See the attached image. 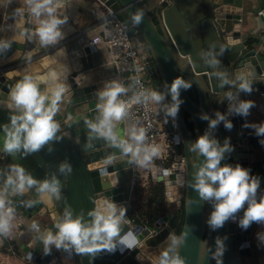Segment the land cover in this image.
Here are the masks:
<instances>
[{"label":"water","instance_id":"water-1","mask_svg":"<svg viewBox=\"0 0 264 264\" xmlns=\"http://www.w3.org/2000/svg\"><path fill=\"white\" fill-rule=\"evenodd\" d=\"M59 2L60 11L68 18L61 26L65 38L47 48H42L35 39L28 41L20 35L24 28L34 27L27 16L13 18L14 10L23 3L0 2V40L13 41L10 49L0 52V125L10 122L8 92L24 74L43 78L40 87L48 89L53 86L49 73L56 71L69 88L67 99L55 117L60 124L57 135L61 139L50 142L52 151H49V145L28 155H9L0 151V191L4 190L10 166L18 164L40 181L50 179L55 173L61 183L62 197L66 198L55 200L49 194L40 197L34 188L23 195H14L8 190L6 199L14 209V228L6 250L23 264H158L160 254L168 247L169 235H179L177 228L183 220L181 232L187 230L189 236L180 248V255L186 258L187 264H216L212 255L217 237H227L223 264H253L252 242L261 233L262 225L253 223L244 230L237 218L229 220L218 230H212L206 223L212 204L189 205V200L198 198V194L188 187L196 170L194 164L198 167L203 160L190 152L188 145L209 130V122L200 118L202 114L214 119L219 111L233 123L231 130L225 129L223 122L210 130L221 145L230 138L233 151L225 153L223 164L233 161L247 169L251 166L252 128L245 125H251V112L258 107L255 102L260 93L264 94V49L243 23V15L250 10V3L245 0L107 1L111 8L122 10L120 18L131 26L130 38L146 66L149 60L156 62L167 93L171 83L182 76L198 98L196 103L185 90H181L183 103L180 107L189 113L194 134L180 109L173 120L166 116L164 103L161 104L166 126L172 132L177 127L180 135L174 137V153L168 159L152 162L149 167L141 169L149 173L150 182L163 187L166 205L177 204L178 208L170 211L166 206L160 213H150L149 222L144 220L140 208H136L138 195L134 184L140 177L138 166L122 157L118 148L102 139L89 138L84 121L94 120L98 115V92L102 90L89 81L88 74L94 69L93 55L97 48L88 34L89 28L85 27L84 4L79 0ZM138 12L143 13L142 22L135 25L132 17ZM82 73L84 75L80 77ZM217 73H225L235 86L225 84L221 87ZM238 74H244L251 82L253 91L250 94L238 91ZM229 91L238 94L239 99L255 101L249 116L228 114L230 102L225 93ZM168 96L171 101V95ZM118 128L123 135L124 121ZM3 143L4 134L0 130V148ZM108 155L115 156L110 165L104 163ZM63 161L73 167L70 176L59 172ZM105 199L124 206L127 211L131 208L135 211V216L126 214L127 223L122 226L113 252L103 250L94 255H81L74 250H57L53 245L50 254H44L40 236L48 230L57 231L55 222L65 208L70 205L74 215L84 210L88 220L87 212L95 207L94 202ZM242 215L243 210L238 217ZM33 222L39 225V232L31 228ZM202 250H208L204 257L201 256ZM0 264H5L1 258Z\"/></svg>","mask_w":264,"mask_h":264},{"label":"clouds","instance_id":"clouds-1","mask_svg":"<svg viewBox=\"0 0 264 264\" xmlns=\"http://www.w3.org/2000/svg\"><path fill=\"white\" fill-rule=\"evenodd\" d=\"M59 0H23V5L13 12V18L27 16L30 18L33 28H24L20 35L28 41H38L42 48L57 45L65 38L61 26L67 22V17L60 11ZM142 12L132 17L133 24L142 22ZM12 40H0V52L11 48ZM31 59V56H28ZM205 63H208L205 61ZM212 63L218 64L219 61ZM220 86L225 84L235 86L234 81L227 79L225 73H217ZM43 78L32 74H24L17 80L8 92L7 108L10 111V122L0 125L4 134V143L0 151L9 155L23 153L24 155L39 152L50 142L61 139L57 135L60 131V124L55 117L61 110L62 102L67 99L69 88L58 76L56 71L49 73V81L53 85L48 89H41ZM236 81H239L238 91L250 94L253 91L251 82L244 74H238ZM191 84L182 79L176 78L168 88L171 95V103L166 105V116L175 120L180 105L181 90H188ZM128 90L117 81L105 84L103 90L98 92V103L96 110L98 115L94 120L84 121L88 130L89 138L104 140L108 145L120 150L122 157H127L130 163L138 167L147 168L152 165L155 158L160 155V147L156 144L146 143L147 133L143 126L132 125L125 128L123 135L118 125L125 120L131 104L161 105L166 99V94L154 89H141L131 101L120 99L121 94ZM226 99L230 102L228 114H235L242 117L250 115V110L255 106L251 100L239 99L238 94L231 91L225 93ZM202 120L208 121V131L199 136L194 142L188 145L190 152L203 160L194 164L196 169L193 179L188 181V187L193 189L198 198L189 200V205L199 206L201 202L211 203L212 211L206 221L212 230L222 228L229 220L238 218L239 226L247 230L253 223L264 225V196L258 197L260 178L251 174L250 169L240 164H222L225 153H231L233 146L230 138H226L221 145L220 141L212 136L211 131L216 129L223 122L225 129L231 130L233 123L226 114L219 111L215 118L202 114ZM255 129L257 136L264 137V123L245 125ZM264 144V140H261ZM115 156L108 155L104 163L112 164ZM59 172L64 176H70L73 167L68 161L59 165ZM35 189L38 196L43 197L49 194L55 200L66 199L62 197L61 183L54 173L51 178L43 181L35 179L26 169L18 164L10 166L6 179L4 180L3 191H0V235L7 236L12 230L14 209L9 206L6 199L8 190L14 195H23L25 192ZM91 199V197H90ZM95 207L87 212L90 219H85L84 210L74 215L71 206L65 208L63 215L55 222V229L48 230L42 234L44 254L51 252L54 245L57 250L63 248L65 251L74 250L76 254H95L107 250L113 252L117 247V237L120 236L122 226L127 223L126 208L118 205L112 200L105 199L95 203ZM31 206V205H29ZM243 210V215L238 214ZM31 228L40 231L39 225L35 222ZM258 237L264 240V233H258ZM189 232L182 231L179 235L171 233L168 237V247L160 254L158 264H187L185 257L180 255V248L186 243ZM225 239L216 238V250L212 258L216 264H223L222 257L225 253ZM202 250L201 256L207 255ZM31 256V254H29Z\"/></svg>","mask_w":264,"mask_h":264},{"label":"built area","instance_id":"built-area-1","mask_svg":"<svg viewBox=\"0 0 264 264\" xmlns=\"http://www.w3.org/2000/svg\"><path fill=\"white\" fill-rule=\"evenodd\" d=\"M87 1H92L91 3L102 14L100 20L102 30L93 38V44H103L106 47L109 64L114 68L118 82L128 90L121 94L120 99L130 102L142 88L151 89L145 80L146 63L134 47L129 35L131 26L120 18L122 10L111 8L107 4L108 0ZM258 15L264 20V7L258 11ZM134 124L146 128V143L159 145L160 155L153 162L164 161L174 153V137L180 135V132L177 127L174 132L168 129L164 116L156 104H131L124 125L128 128ZM137 174L145 184L150 182L147 171L141 169L137 171ZM257 195L264 196V183L260 184ZM10 243L11 234L0 235V256L3 253L2 250H6V245Z\"/></svg>","mask_w":264,"mask_h":264},{"label":"crops","instance_id":"crops-1","mask_svg":"<svg viewBox=\"0 0 264 264\" xmlns=\"http://www.w3.org/2000/svg\"><path fill=\"white\" fill-rule=\"evenodd\" d=\"M85 6V17H86V25L85 27L89 28V36L90 38H95L101 33L102 27L100 24V20L102 14L99 9L94 6L93 3L88 2L87 0H79ZM250 3V10L244 14V25L245 28H248L251 31V34L257 37L260 42V47L264 49V20L262 17L258 15V11L264 7L263 0H245ZM0 2L5 3H23V0H0ZM97 51L93 55L94 59V69L91 70L89 74V81L91 83H96L100 89L103 90L105 84L111 81H117L116 72L114 68L109 64V54L106 47L103 44L95 45ZM84 74H80L82 77ZM253 101V100H251ZM255 102V101H253ZM258 104V107L251 112V125L252 124H260L264 123V94L260 93L258 96V100L255 102ZM252 128V127H251ZM252 137V145H253V154L251 157L252 164L255 162H261L263 158H261V154L264 152V147L262 149L258 148L253 141V136L255 134V129L251 130ZM264 138V137H263ZM148 184L145 182L142 184L141 182L135 183L136 185V196L138 195V204L136 208H140L143 213H160L164 207L171 210H175L178 208L177 204L166 205L164 201L154 202L153 195H147V192L144 189H148ZM144 187V189H143ZM135 189V188H134ZM133 196V194H132ZM154 210V212L150 211ZM14 228V224L12 222V231ZM261 233H264V225L261 226ZM5 250V249H4ZM252 251L254 253V263L253 264H264V240H261L258 235L255 237L254 242H252ZM5 253V252H4ZM0 258L7 264H23L20 260L15 259L13 257H7L5 254H1Z\"/></svg>","mask_w":264,"mask_h":264},{"label":"flooded vegetation","instance_id":"flooded-vegetation-1","mask_svg":"<svg viewBox=\"0 0 264 264\" xmlns=\"http://www.w3.org/2000/svg\"><path fill=\"white\" fill-rule=\"evenodd\" d=\"M150 58L152 60V57H150ZM148 64L149 65L146 66V70H145V77H147L148 85L151 89H154L156 91H159L161 93L166 94V99L162 102V103H164V108L166 110L165 106L169 105L171 103V101H170V97L168 96V93H167V89L165 86L163 75H162L161 71L159 70V68H158V66L154 60H152V61L149 60ZM179 78L184 79L182 76H179ZM185 91L196 103H198L197 95L194 93V91L191 87ZM157 106L161 110V105H157ZM180 113H181L182 117L185 119L187 126L189 127V122H188V117H190L189 113L185 109H183L182 107H180ZM189 129H190V127H189ZM231 164L233 166H235L233 161ZM251 165H252V163H251ZM249 169L251 171V166L249 167ZM252 173H254V172L251 171V174Z\"/></svg>","mask_w":264,"mask_h":264},{"label":"trees","instance_id":"trees-1","mask_svg":"<svg viewBox=\"0 0 264 264\" xmlns=\"http://www.w3.org/2000/svg\"><path fill=\"white\" fill-rule=\"evenodd\" d=\"M188 122H189V127H190V130H191V133L194 134V126H193V122L191 120L190 117H188ZM219 140V139H218ZM261 140H264L263 137H260V136H257L256 133L254 134L253 136V141L255 142V145L262 149L264 147V144L261 143ZM263 165H264V162H262ZM222 164H223V161H222ZM251 171L253 172H260L262 174H264V166L262 167L261 166V162H255L251 165ZM150 184L148 185V189H144V191L147 192V195H150V193L153 195V201L154 202H161V201H165V196H164V192H163V187L161 185H158V184H153L152 182H149ZM152 212H154V210H150ZM163 211V210H162ZM142 212V216L144 218V220H149V222L151 221L150 218H149V214L150 212L148 213H143V211L141 210ZM127 213H129L130 215H133L135 216V211L133 208L129 209L127 211ZM182 224H183V220L181 221L180 225L178 226L177 228V233L180 234L181 233V230H182Z\"/></svg>","mask_w":264,"mask_h":264},{"label":"rangeland","instance_id":"rangeland-1","mask_svg":"<svg viewBox=\"0 0 264 264\" xmlns=\"http://www.w3.org/2000/svg\"><path fill=\"white\" fill-rule=\"evenodd\" d=\"M88 2L91 3L92 1H88ZM145 80H147V77H145ZM257 100H258V98H257ZM261 158H263V160L261 161V166L263 167L264 165H263L262 162H264V152L261 154ZM141 168H142V167H138V168L136 167L137 170H141ZM252 175H254V176H258V177L260 178L261 183H264V174H262V173L256 171V172L252 173ZM138 182H139V183L141 182V183L143 184V183H144V180H143L141 177H139V178H138ZM2 252H3V253L5 252L4 254H5V256H7V257H8V256H9V257H14V255H13L12 253L8 252L7 250H4V249H3Z\"/></svg>","mask_w":264,"mask_h":264}]
</instances>
